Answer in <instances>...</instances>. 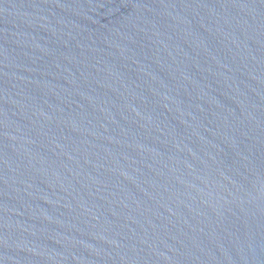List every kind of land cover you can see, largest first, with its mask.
Returning a JSON list of instances; mask_svg holds the SVG:
<instances>
[{
	"label": "water",
	"instance_id": "95a60500",
	"mask_svg": "<svg viewBox=\"0 0 264 264\" xmlns=\"http://www.w3.org/2000/svg\"><path fill=\"white\" fill-rule=\"evenodd\" d=\"M0 264H264V0H0Z\"/></svg>",
	"mask_w": 264,
	"mask_h": 264
}]
</instances>
